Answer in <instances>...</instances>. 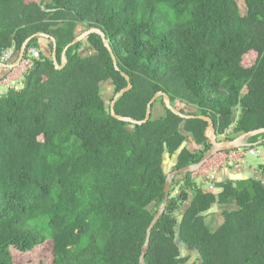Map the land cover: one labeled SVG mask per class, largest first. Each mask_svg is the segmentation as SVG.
Segmentation results:
<instances>
[{"label":"trees","instance_id":"1","mask_svg":"<svg viewBox=\"0 0 264 264\" xmlns=\"http://www.w3.org/2000/svg\"><path fill=\"white\" fill-rule=\"evenodd\" d=\"M0 0V56L26 45L38 51L22 88L0 95V264H23L50 247L49 264H139L146 231L164 202L172 170L198 163L210 147L209 124L166 109L142 125L110 114L101 95L109 84L116 115L141 121L156 93L182 115L204 116L231 139L264 129V0ZM87 44L94 55L82 57ZM110 99V102L113 100ZM189 109L195 112H189ZM238 112L234 122L235 112ZM263 135L248 140L257 142ZM253 147V146H251ZM264 173V165L258 168ZM190 173L171 180L165 210L153 227L144 264H184L175 244L197 250L200 264H264V182L215 183L205 192ZM223 209L211 230L205 213ZM38 250V251H39ZM199 260H197L198 262ZM200 262V261H199ZM32 263L42 264L33 261Z\"/></svg>","mask_w":264,"mask_h":264},{"label":"water","instance_id":"2","mask_svg":"<svg viewBox=\"0 0 264 264\" xmlns=\"http://www.w3.org/2000/svg\"><path fill=\"white\" fill-rule=\"evenodd\" d=\"M40 1L41 0H39V3H40ZM93 33L100 35L104 46L107 48V50H108V52H109V54L111 56L113 65L115 67V70H118V67H117V64H116V59H115L114 54H113V52H112V50H111V48L109 46L108 40L106 39V37H105L103 32H101L99 29L94 28V27H90L87 30H85L84 32L80 33L68 46H66L63 49V52H62V55H61V58H62L61 66H58L57 61H56V44H55L54 39L52 37H49V36L44 35V34H36L35 36H32V37L28 38L24 42V44L22 45L19 53L17 54L16 58L14 59V62H12L11 64H8V65L4 64V67H6L9 70H12V69H15V68L19 67L20 63H21V61H22V59L24 57L27 43L34 37H41V38L50 39V41L53 43V48H52V53H51L52 60H53V63L55 65V68L56 69H61L62 67L65 66V63H66L65 62V53H66L67 49L70 46H72V45H74V44H76V43H78L80 41L85 40V38L88 35L93 34ZM122 75L126 79L127 86L124 89H122L121 91H119L117 94L114 95L113 100L111 101L110 107H109L111 116L113 118H115L116 120H119V121H122V122L131 123V124L142 125V124L146 123L151 118V116H152V109H151L152 105L156 102V100L159 97H162L163 98V104H164L166 109L170 110L174 114H177L178 116H180L181 118H184V119L198 118V119L204 120V121L209 123V128H210V135H209L210 147L204 153V155L202 156L201 160L198 163L186 166V167L181 168V169H177V170H172L171 171V168L173 167L172 160L181 152V150L183 148L186 147V144H188L190 141L193 140L192 136H190V138L186 139V141L182 143V145L177 150V152L172 156V160L171 161H170L169 158H166V161H164V165H167L166 171L168 172L167 177H166V181H165V186H164V202H163L162 206L159 208V210L156 212V214L154 215L153 220L151 221V223H150V225H149V227L147 228V231H146L145 243H144V247H143L142 254L140 256V261H139V264H144V256H145V253H146V251L148 249L151 231H152L153 227L155 226V224L157 223V221L162 216V214H163V212L165 210L166 204H167V200L169 198L171 180L174 177H177L179 175H183V174H187V173L192 174V173L196 172L209 159H211L215 154H217L219 152H228V151H232V150H236V149H240V148L250 147L252 144H248V143H246V141H248L250 138L255 137L257 135L264 134V129H258V130H254V131H251V132L244 133V134L238 136L237 138H234L233 140H227L225 142H218L217 139H216L215 129L213 127V122H212V120L210 118L204 117V116H186V115L179 114L171 106L170 101H169V97L167 95H165V94H162V93H156L153 96V98L148 102V104L146 106L145 117H144L143 120L134 121V120H132L130 118H127V117L118 116V115H116V113L114 111V104H115V102L117 101L118 98L122 97L125 93L130 91L131 88H132L130 79L125 74L122 73ZM261 143L262 142H258L257 144H255V146H257V145H259ZM239 180H254V181H260L261 182V181H264V173L254 174L252 171L248 170V171H245L244 173L240 174L239 176H237L236 178L233 179V181H239ZM215 208H218L217 204H214L205 213V215L206 214H211ZM182 219H183L182 215H178L177 216L178 224H177V226L174 229V231H175V234H174L175 244L177 246H179V247H183V250L188 248L189 250L193 251L192 257L184 263V264H192V262H194V260L196 259V257H197L196 254H198V252L193 247L186 246L180 239L179 233H180V225L182 223ZM198 256H199V261H201V256L200 255H198Z\"/></svg>","mask_w":264,"mask_h":264},{"label":"built area","instance_id":"3","mask_svg":"<svg viewBox=\"0 0 264 264\" xmlns=\"http://www.w3.org/2000/svg\"><path fill=\"white\" fill-rule=\"evenodd\" d=\"M38 56V51L34 48H31L27 51L26 56L23 57L20 66L15 68L12 72H10L7 77L3 81V85L5 87H10L9 84L13 83L14 80H22L23 75L25 72L31 67L33 59H35ZM14 60V48L11 47L10 49L5 50L2 55L0 56V62L4 64H8ZM19 72L17 79L14 78V80L11 83H8V80L11 78L14 73ZM228 134H223L221 136V139H226ZM218 154V153H217ZM215 154L211 159H209L200 169L199 175L197 177L193 178L198 183L199 181L201 183H205V181L208 182L210 185L209 188L213 190L215 187L213 185V182L211 180L213 179L215 173L220 168L225 167H231L235 164H238L240 162H243L246 160L247 156H253L256 157L259 155V151L255 148H240L228 152H219L221 154L220 156H216Z\"/></svg>","mask_w":264,"mask_h":264},{"label":"rangeland","instance_id":"4","mask_svg":"<svg viewBox=\"0 0 264 264\" xmlns=\"http://www.w3.org/2000/svg\"><path fill=\"white\" fill-rule=\"evenodd\" d=\"M239 5L241 10H244V2L243 0H239ZM85 30H82V32H84ZM81 32V33H82ZM85 47L84 44L82 45V48ZM82 48L79 50V52L81 51L82 54H85L86 51H82ZM90 56V55H88ZM87 55L83 56V57H88ZM19 72L14 73V75L11 76V78L8 80V83H11L14 78L17 79L16 77L18 76ZM21 80V79H20ZM21 82V81H20ZM12 87L15 86L14 88L16 89H20L22 88V84L21 83H14V84H9ZM9 88H0V95L3 94L4 92H6ZM101 95L102 98L104 99L105 103L107 105H109L110 103V99L113 97V89L112 86L107 84L102 85L101 87ZM157 108H158V104L155 105L154 109H153V117H157L160 114L157 113ZM257 150L259 151V155L256 157L253 156H247L246 157V162H244L243 167L244 168H248V167H252V168H258V166L263 165L264 164V144H260L257 145ZM188 148H191L190 146H188ZM167 169V168H166ZM192 177H197L199 175V171L194 172L191 174ZM200 185H202L201 187H205L207 188V185H205V183H201L200 181L198 182ZM208 183V182H207ZM198 184V185H199ZM222 211L223 209L220 208H215L213 210V212L211 214H206V218H205V222L206 224L209 225V227L211 228V230H215L222 222H223V216H222ZM39 249H36L33 254H31L29 257H26L22 260L23 264H37V263H32L33 261H37V262H41L42 264H49V258H50V254H51V249L50 247L46 246L45 249L43 251H38ZM185 250V251H184ZM183 247H180V251H181V256L182 257H188V260L192 257L193 255V251L189 250L188 248L184 249ZM199 253L196 254V259L194 260V262H192V264H200L201 261L197 262V260H199Z\"/></svg>","mask_w":264,"mask_h":264},{"label":"crops","instance_id":"5","mask_svg":"<svg viewBox=\"0 0 264 264\" xmlns=\"http://www.w3.org/2000/svg\"><path fill=\"white\" fill-rule=\"evenodd\" d=\"M82 30H86V29H84V28H82L81 26L80 27H78V33L80 34L81 32H82ZM48 42H49V40L47 39V38H41L40 39V41H39V45H40V47H41V50H46L48 47H47V44H48ZM84 46L85 47H83L82 48V51H83V49H84V51H86L85 52V54H82V52L80 51L79 52V54L83 57V56H85V55H90V56H92V55H94L95 53H94V51H92V49L85 43L84 44ZM89 57V56H88ZM12 62H14V60L12 61ZM12 62H10V63H8V64H11ZM3 64V65H2ZM7 64V65H8ZM13 70H15V69H12V70H9V69H7L6 67H4V63H1L0 62V88H14L15 86H11L10 85V87H5L4 85H3V81H4V79L7 77V75L10 73V72H12ZM21 80H14V82L12 83V84H16V83H21L20 82ZM16 89V88H15ZM5 93V92H4ZM3 93V94H4ZM161 110H162V108H161V106L160 105H158V108H157V112L158 113H160L161 112ZM189 112H195L194 110H191V109H189ZM237 115H238V112L236 111L235 112V114H234V117L232 118L233 119V121L235 122L236 120H237ZM187 116V115H186ZM189 116V115H188ZM190 119H193V118H190ZM208 123V122H207ZM209 124V123H208ZM210 129V128H209ZM231 132H232V128H228L227 130H225L223 133H221V134H216V139H217V141L218 142H225V141H227V140H233L234 138H237L238 136H240V135H242V134H244V133H241V134H239V135H237L236 137H234V138H232L231 139ZM215 133H216V131H215ZM223 134H228L227 135V137H226V139L224 140V139H221V136L223 135ZM260 135H263L257 142H255V143H249L248 141H246V143H248V144H252L251 146H253V147H247V148H255V149H257V147L255 146V144H257L258 142H262L261 144H264V134H260ZM190 138V137H189ZM251 139V138H250ZM260 145V144H259ZM188 146H190L191 148H188ZM186 148L189 150V151H191V152H193L194 150H195V145L192 143V141H190L188 144H186ZM221 154H217L216 156H220ZM244 162H246V160L245 161H243V162H240V163H238V164H235V165H233V166H231V167H225V168H220L216 173H215V175H214V177H213V179L211 180V182H213V185L215 184V183H227V182H232L233 181V179L234 178H236L237 176H239L240 174H242V173H244L245 171H248V170H250V171H252L254 174H258V173H262L258 168H259V166H258V168H252V167H248V168H244L243 167V164H244ZM173 164H174V162H173ZM264 165V164H263ZM261 166V165H260ZM261 182H264V181H261ZM210 184V183H209ZM208 183H207V181H205V185H207V188H205V187H203L202 189L205 191V192H210V193H212V194H216L219 190H217L216 188H214L213 190H211L210 188H209V185ZM202 186V185H201Z\"/></svg>","mask_w":264,"mask_h":264}]
</instances>
